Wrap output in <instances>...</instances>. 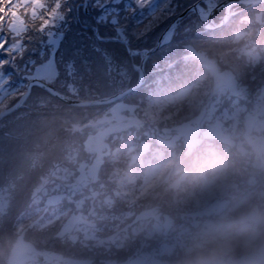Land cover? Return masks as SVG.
<instances>
[{"label":"rangeland","instance_id":"rangeland-1","mask_svg":"<svg viewBox=\"0 0 264 264\" xmlns=\"http://www.w3.org/2000/svg\"><path fill=\"white\" fill-rule=\"evenodd\" d=\"M218 2L82 0L76 9H103V16L112 20H106L112 26L104 29L106 34L143 43L152 32L159 38L187 7L197 3L206 9ZM44 3L45 11H56L54 23L36 43L37 18L39 23L17 37L22 45L16 54L0 49V74L16 56L23 67L24 58L34 59L30 75L47 83L55 68L68 72L73 64H83L73 49H64L65 64L52 61L54 49L40 56L44 44L57 39L68 14L64 0ZM184 17L164 38L166 44L146 60L143 91L91 111L78 109L76 125L67 124L68 129L57 130L54 124L42 128V117L34 121L26 110L0 123V230L15 225L14 235L0 231V264H13L10 250L25 244L23 264H176L209 225L256 222V212H264V166L246 139L256 137L264 144V1L234 0L219 8L206 28L226 24L225 37L218 39L190 37L202 21ZM12 43L9 39L4 48ZM147 49L128 48L138 57L136 66ZM92 57L101 79L89 93L97 88L98 99L138 81V70L132 76L121 54L116 58L127 66L119 71ZM166 72L170 75L164 77ZM188 76L193 80L187 82ZM10 78L0 77V88ZM173 80L181 81L178 88ZM20 97L8 94L0 100V111ZM207 147L224 153L230 166L210 187L175 186L192 154ZM256 223L260 231L252 247H243L237 237L235 264L264 260V223Z\"/></svg>","mask_w":264,"mask_h":264},{"label":"trees","instance_id":"trees-1","mask_svg":"<svg viewBox=\"0 0 264 264\" xmlns=\"http://www.w3.org/2000/svg\"><path fill=\"white\" fill-rule=\"evenodd\" d=\"M81 1L82 0H64L63 6H64L65 11L68 13L65 16V23L63 24L62 29L55 33V35L57 36V39H55L54 42L50 41L49 42L50 44L49 43L44 44L43 51L40 53V56L44 57L43 54H46L48 50L54 49L53 55H52V61L56 63V60H58L59 63L65 64L66 60L64 59V57H66V55H65L64 50L60 51L61 47L65 46L67 50H71V52L73 49L76 58L83 64L76 67L71 62L73 65L72 67L68 66L70 67L69 68L70 71L68 72L60 71L59 67L57 68V70L55 68V72L52 75L51 80H49V83L53 85L54 87H56L61 92H63L64 94L69 95L71 97L78 98V99L79 98L93 99L97 97L96 94H99L98 90L97 88H95V91H93V95H92L91 93H89V88L91 84H94L98 87L99 85L98 81L101 79V75H100L101 71L93 63L92 56H95L97 61L99 60V63L101 64H105L107 62L108 64H105L104 67L107 65H113L118 69L117 71H119L122 69L121 65L127 66L126 64H124L123 62H121L119 59L116 58V54L119 53L121 54V57L124 60L126 59L127 61H129L130 67L128 66L127 70L129 72H132V76H133V71H134V75L137 76L138 73H137V69L135 68V64L137 63L138 57L134 55L133 52H129L128 48L130 49L137 48L139 50L143 48H151L155 44V41L158 38V34H155L152 32V34L146 37V40L143 43L138 42L140 40H137L135 42L134 41L129 42L128 40H123L120 37H116L115 39H113L111 37L113 36V34L105 33L106 30H109L112 28V26L106 23V20H109V22L112 21L111 19H109V17L108 18L104 17L107 15L106 12H104L103 9L98 8L97 6L92 7V5L88 6L89 13H86L84 10H82L81 6H79V8L76 9L77 4H79ZM218 1H221V0H218ZM186 6L188 5H185V7ZM92 9H94L95 11H93ZM99 10H101L102 13ZM188 17L193 18L195 20L198 18V16L195 15L193 12L188 13L184 18H188ZM35 20L36 19L29 18L28 24L32 23V21L33 23L28 27H31L32 25H36V23H39ZM196 22H199V20H196ZM225 27H227V25L223 24L217 27L216 29H206L202 25V23L199 22L198 27L194 28L193 30L194 32L193 31H192L193 33L191 32L190 37H193L194 39L196 38L197 41L203 40L204 38H207V37L211 39L212 38L213 39L222 38V37H225V35L223 34L227 33V31L226 33H223ZM104 29L106 30L104 31ZM33 32H35V37L33 39L36 38L34 41H36L37 43L38 41L37 39H39L38 36L43 33L38 31L37 29H35ZM206 34L210 35L211 37ZM5 35H7V33H3V34L0 33V38H3ZM48 36H49L48 32L44 36H42V40L44 39L43 42H46L45 40L47 39ZM174 40H176V38ZM119 45L120 47L118 48ZM5 49H8V48H5ZM16 53L17 52H14L12 55ZM21 54L22 52H20V55ZM195 56H192L191 59L196 60L197 58ZM16 57L17 58H15V60H13V57L10 58L11 60L8 62L9 66L6 67L7 69L6 73L4 72L3 74H0V77L2 79L8 78L9 75L11 76L10 80L7 83L3 84L2 87L0 88V100L5 99V97H7L8 94L10 95L12 93H16L18 94V97H20L22 93L25 91L27 81L30 78L34 77V75H30L33 70L31 66L33 65L32 62L34 61V59L24 58V60H26L24 61V63L26 62L27 65L24 64V67H23L22 59L20 63L18 62V56ZM30 57L34 58L33 56H30ZM67 58L68 56L66 57V59ZM49 62L51 64V61ZM146 66H147V63L145 65V68ZM90 67H93V68L95 67V71L91 73ZM111 68L112 67L108 68L109 72H111L112 70ZM86 69H89V70H86ZM168 69L170 70L171 68H168ZM175 72L179 73L180 71L179 72L175 71ZM19 73H22V74H19ZM181 74L183 75V73ZM167 75H170V73L167 74L166 72L164 74V77ZM40 76H43V74H41ZM136 76L134 79L135 82L137 79ZM192 77L190 78L188 76L189 79L187 82H190L191 80H193ZM186 80L187 78L183 77L182 83H184ZM173 81L174 82H172V85L174 87L175 85L176 87H178L181 82L179 80H173ZM113 85L115 87H118L119 84H117L116 82H113ZM114 90L115 89H109L106 91L113 92ZM41 100L43 103L40 102ZM37 101H38V104H35ZM39 103H42V104L40 105ZM25 104H27V106H25ZM25 104L20 109L2 118L0 120V123L3 120L17 116L18 114L22 115L21 112L26 110V112H28V115L31 116L28 118L33 119L34 121L36 117L37 118L42 117V121H43L41 122L42 128H44V126L46 127L47 125L51 126L52 124H54V127H56L55 129L62 130V129H68L67 124H70L77 119L76 115H78V113L75 111H77L78 109H85V108L91 109V108L96 107L95 105L94 106L93 105L83 106V107L82 106H79V107L69 106L63 103L62 101H60L59 99L53 97L52 95H50L49 93H47L46 91H44L38 86L32 87V92L26 99ZM8 106H10V104L9 105L6 104L5 106H3V108L8 107ZM90 109L89 111H91ZM52 119H53V122L51 121ZM76 121L74 123L75 125H76ZM55 136L57 137L58 135H55ZM60 136H63V135L60 134L59 139L61 138ZM14 226L15 225H13L12 223H9L6 226H4V229L0 231L5 235H9V236L14 235L15 234Z\"/></svg>","mask_w":264,"mask_h":264},{"label":"clouds","instance_id":"clouds-1","mask_svg":"<svg viewBox=\"0 0 264 264\" xmlns=\"http://www.w3.org/2000/svg\"><path fill=\"white\" fill-rule=\"evenodd\" d=\"M246 139L253 150L252 154L264 166V144L256 137L247 136ZM229 166L230 161L224 153L214 147H207L192 154L190 167L182 172L175 186L186 184L190 187H210ZM255 221L264 223V212L257 211ZM256 222L242 219L209 225L192 241L176 264H235L237 237L243 247H252L260 231ZM27 253L26 244L20 248L14 246L9 252V258L13 264H23ZM256 264H264V260Z\"/></svg>","mask_w":264,"mask_h":264},{"label":"water","instance_id":"water-1","mask_svg":"<svg viewBox=\"0 0 264 264\" xmlns=\"http://www.w3.org/2000/svg\"><path fill=\"white\" fill-rule=\"evenodd\" d=\"M230 1H234V0H222L212 6H210V11L208 12V14L206 15V17L202 18L200 17V13H199V9L197 8V3L193 4L189 7H187L183 12H181L179 15H177L175 17V19L167 26V28L162 32V34L159 36L158 40L156 41V43L149 48L148 50L145 51V53L143 54L139 65H138V71H139V80L136 82L135 85L128 87L122 91H119L115 94L106 96V97H102L99 99H93V100H82V99H76V98H72V97H68L64 94H62L60 91H58L53 85H51L50 83H47L46 81L39 79V78H31L27 81L26 83V90L25 92L22 94V96L11 106H8L4 109H2L0 111V119L3 118L4 116H6L7 114L15 111L16 109H18L19 107H21L26 99V97L29 95L31 86L35 85L38 87L43 88L46 92H48L49 94L53 95L54 97H56L57 99L61 100L64 103H67L69 105H77V106H86V105H98V104H102V103H109L112 101H115L117 99L122 98L124 95H126L127 93L133 91L135 88H137L139 85L143 84L144 82V65L146 60L148 59V57H150L159 47H161L165 42H164V38H165V34L168 31H172L174 29V27L176 26V24L179 22V20L186 14L188 13L190 10H195L196 14L199 16V18L202 21V24L204 25V27L207 28V24L208 21L210 20V18L212 17V15L217 12L219 10V8L223 7L225 4H227ZM253 3H257V2H261L264 0H251ZM209 28V27H208Z\"/></svg>","mask_w":264,"mask_h":264},{"label":"snow or ice","instance_id":"snow-or-ice-1","mask_svg":"<svg viewBox=\"0 0 264 264\" xmlns=\"http://www.w3.org/2000/svg\"><path fill=\"white\" fill-rule=\"evenodd\" d=\"M59 5H56L58 8ZM44 0H0V33H7L0 38V49L15 52L22 45V40L17 37L27 31L28 19L41 21L38 31L43 32L49 24H53L56 11H45ZM13 41L12 45L5 49L4 46ZM2 66V65H0Z\"/></svg>","mask_w":264,"mask_h":264},{"label":"bare ground","instance_id":"bare-ground-1","mask_svg":"<svg viewBox=\"0 0 264 264\" xmlns=\"http://www.w3.org/2000/svg\"><path fill=\"white\" fill-rule=\"evenodd\" d=\"M197 8L199 9L200 17H202V18L206 17V15L208 14V12H209L210 9H211L210 6H207V8L205 9V8H203V6H201L200 4L197 5ZM192 11H194V12L196 13L195 10H192ZM187 14H188V13H186L184 16H186ZM184 16H183V17H184ZM197 16H198V15H197ZM229 17H231V16H228L226 20H230ZM198 18H199V16H198ZM177 24H178V23H177ZM222 25H223V24H222ZM220 26H221V25H220ZM170 35H171V32L168 31V32L165 34V38H166V39L169 38ZM164 44H166V43H164ZM164 44H163V45H164ZM163 45H162V46H163ZM162 46H161V47H162ZM161 47H159V48H161ZM65 48H66L65 46L61 47L60 51H63ZM159 48H158L154 53H156V52L159 50ZM147 50H148V49H147ZM154 53H153V54H154ZM153 54H152V55H153ZM152 55H151V56H152ZM141 58H142V57H141ZM140 60H141V59H140ZM138 65H139V64H138ZM138 65H137V66H138ZM137 66L135 65V68L138 70ZM144 69H145V65H144ZM138 72H139V71H138ZM144 74H145V73H144ZM145 76H146V75H145ZM138 80H139V78H138ZM147 81H148V80H147ZM145 84H146V81H145V77H144V82H143V84L139 85V86H138L137 88H135L133 91L127 93V94L124 95V96H128V95H130V94H132V93H135L136 91H143V90H144V87H146ZM33 86H35V85H33ZM33 86H31V89H30L29 95H30L31 92H32V87H33ZM178 87H179V86H178ZM178 87H177V88H178ZM40 88H41V87H40ZM41 89H43V88H41ZM43 90H44V89H43ZM44 91H45V90H44ZM47 93H48V92H47ZM29 95H28V96H29ZM28 96L26 97V99L28 98ZM26 99H25V101H26ZM95 99H98V98L96 97ZM118 100H121V99H118ZM25 101H24L23 105L25 104ZM60 101H61V100H60ZM63 103H64V102H63ZM65 104H67V103H65ZM23 105H22V106H23ZM67 105H69V104H67ZM152 105H153V103H152L151 105H149L148 108H150ZM22 106H21V107H22ZM69 106L79 107V106H77V105H69ZM83 106H84V105H83ZM83 106H82V107H83ZM86 106H91V105H86ZM5 108H6V107H5ZM3 109H4V108H3ZM18 109H19V108H18ZM18 109H16V110H18ZM16 110H15V111H16ZM13 112H14V111H13ZM11 113H12V112H11ZM9 114H10V113H9ZM9 114H7V115H9ZM7 115H6V116H7ZM4 117H5V116H4ZM4 117H3V118H4ZM1 119H2V118H1ZM1 119H0V120H1Z\"/></svg>","mask_w":264,"mask_h":264}]
</instances>
